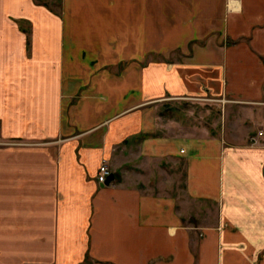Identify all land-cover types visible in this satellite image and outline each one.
I'll return each instance as SVG.
<instances>
[{
  "label": "crops",
  "instance_id": "1",
  "mask_svg": "<svg viewBox=\"0 0 264 264\" xmlns=\"http://www.w3.org/2000/svg\"><path fill=\"white\" fill-rule=\"evenodd\" d=\"M226 5L0 0V264H264V0Z\"/></svg>",
  "mask_w": 264,
  "mask_h": 264
},
{
  "label": "rangeland",
  "instance_id": "2",
  "mask_svg": "<svg viewBox=\"0 0 264 264\" xmlns=\"http://www.w3.org/2000/svg\"><path fill=\"white\" fill-rule=\"evenodd\" d=\"M49 1L53 2V0H49ZM57 3L58 0H54V4ZM186 109H187V113L188 111H190V114H192L193 121L196 122L199 125V127L207 126L209 128L217 127L220 129L225 124L227 130L226 136L229 137L230 139L238 138V140H240V138L245 135V131L241 133L242 128H240V126L236 127V124L242 121H245L246 124H249L248 113L242 112L241 110L238 111L237 109L231 106V103L221 102V106L218 107L216 106V104L210 105L208 103L204 104V103L195 102ZM252 133L253 132L247 135V143L251 146L258 144L260 142L259 141L258 143H255L253 141V137L251 136L254 133L253 134ZM260 138L262 141L261 143L264 144V134H262ZM179 193L182 195L181 198H185L183 197V192L181 190L179 191ZM192 206L212 207L213 209L215 208L213 204L211 205H205L204 203L199 204V202L196 201L192 203Z\"/></svg>",
  "mask_w": 264,
  "mask_h": 264
},
{
  "label": "clouds",
  "instance_id": "3",
  "mask_svg": "<svg viewBox=\"0 0 264 264\" xmlns=\"http://www.w3.org/2000/svg\"><path fill=\"white\" fill-rule=\"evenodd\" d=\"M226 10L229 14L239 16L244 12V0H227ZM177 228L170 227L168 229V235L174 237L176 235Z\"/></svg>",
  "mask_w": 264,
  "mask_h": 264
},
{
  "label": "built area",
  "instance_id": "4",
  "mask_svg": "<svg viewBox=\"0 0 264 264\" xmlns=\"http://www.w3.org/2000/svg\"><path fill=\"white\" fill-rule=\"evenodd\" d=\"M253 141L255 143L258 142L257 139L253 138ZM112 171L110 169L109 163L107 160H103V162L100 164L97 174V181L101 184L105 183L109 176L111 175Z\"/></svg>",
  "mask_w": 264,
  "mask_h": 264
},
{
  "label": "water",
  "instance_id": "5",
  "mask_svg": "<svg viewBox=\"0 0 264 264\" xmlns=\"http://www.w3.org/2000/svg\"><path fill=\"white\" fill-rule=\"evenodd\" d=\"M113 180V175L111 174L110 176H109V178L107 179V181L105 182V183H103L104 185L105 184H110V182Z\"/></svg>",
  "mask_w": 264,
  "mask_h": 264
}]
</instances>
